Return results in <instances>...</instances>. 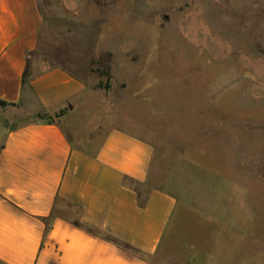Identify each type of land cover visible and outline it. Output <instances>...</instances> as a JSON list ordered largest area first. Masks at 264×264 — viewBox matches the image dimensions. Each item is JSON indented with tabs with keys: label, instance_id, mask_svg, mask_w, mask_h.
<instances>
[{
	"label": "rangeland",
	"instance_id": "obj_1",
	"mask_svg": "<svg viewBox=\"0 0 264 264\" xmlns=\"http://www.w3.org/2000/svg\"><path fill=\"white\" fill-rule=\"evenodd\" d=\"M39 7L38 54L90 83L73 120L149 142L151 186L178 201L151 264H264V0ZM36 121L0 106V128Z\"/></svg>",
	"mask_w": 264,
	"mask_h": 264
},
{
	"label": "crops",
	"instance_id": "obj_2",
	"mask_svg": "<svg viewBox=\"0 0 264 264\" xmlns=\"http://www.w3.org/2000/svg\"><path fill=\"white\" fill-rule=\"evenodd\" d=\"M80 1L61 0L71 11ZM44 28L39 0H0V101L32 115L66 110L0 128V262L151 264L178 201L151 186L149 142L73 120L90 83L38 54Z\"/></svg>",
	"mask_w": 264,
	"mask_h": 264
},
{
	"label": "trees",
	"instance_id": "obj_3",
	"mask_svg": "<svg viewBox=\"0 0 264 264\" xmlns=\"http://www.w3.org/2000/svg\"><path fill=\"white\" fill-rule=\"evenodd\" d=\"M0 106L1 107H7L10 106V104L0 101ZM66 110L61 111L60 113L56 114L55 116H49L46 114H38L37 117L42 120V121H46L48 123H54L57 119L61 118L63 115H65ZM1 148H4V145L1 146Z\"/></svg>",
	"mask_w": 264,
	"mask_h": 264
}]
</instances>
